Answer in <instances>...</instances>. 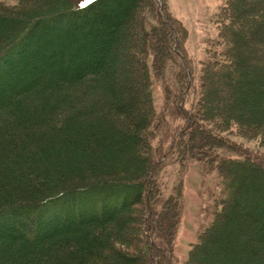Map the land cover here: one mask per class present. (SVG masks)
Returning a JSON list of instances; mask_svg holds the SVG:
<instances>
[{
	"label": "trees",
	"instance_id": "trees-1",
	"mask_svg": "<svg viewBox=\"0 0 264 264\" xmlns=\"http://www.w3.org/2000/svg\"><path fill=\"white\" fill-rule=\"evenodd\" d=\"M56 1L21 0L27 8L52 6L42 13L28 8L32 15L24 17L0 5V264H163L164 245L153 262L152 243L133 254L129 242L150 199L151 173L162 163L147 128L154 115L150 74L167 102L177 104L186 89V73L176 65L180 49L172 48L180 27L161 19L164 34L152 31L147 51L136 32L124 30L133 22L145 30V0ZM256 3L264 8V0ZM225 4L231 21L241 15L232 0ZM227 26L218 32V57L202 62L189 119L178 112L182 132L192 130L178 145L173 140L178 155L225 149L224 133L264 137L247 127L264 119V109L245 108L264 103V50L254 56L247 41L264 30H240L238 38ZM125 40L141 58L123 52ZM169 62L180 70L177 85L165 82ZM226 153L209 160L226 198L185 264H264V162ZM106 172L118 177L104 182Z\"/></svg>",
	"mask_w": 264,
	"mask_h": 264
},
{
	"label": "rangeland",
	"instance_id": "rangeland-1",
	"mask_svg": "<svg viewBox=\"0 0 264 264\" xmlns=\"http://www.w3.org/2000/svg\"><path fill=\"white\" fill-rule=\"evenodd\" d=\"M62 1L71 2V0ZM82 1L79 5L86 3L87 0ZM232 1L235 8L240 6L241 9V15H237L233 21H231L227 13L229 5L226 9L225 0H145L144 6L140 8V18L145 24V30H137L134 22L126 24L124 28L128 34L136 32L141 41V48L146 50H150L149 47L151 48L152 45V31H155L156 34L160 32V36L164 34L162 30H165L166 27L162 26L161 19L168 16L175 22V26L177 25L181 29L176 32L177 37L173 40L172 45L174 51L180 49V51H177L179 55L176 65L179 64L182 71L186 73V89L182 92L180 101L177 104L167 102L163 95L162 84L154 82L152 74H150L154 115L147 128L152 151L156 152L157 148L159 149V153H156V155L161 158L162 163L157 165L158 167L151 173L153 176L150 184L151 190H148L150 199L148 202L145 200L140 220L135 225L139 233H136L137 237L129 242L133 249L131 250L133 254H136L137 252L135 253V251L140 250L142 246L147 248L148 242L152 243L153 251L155 247V252H157L151 258L149 256L147 258L153 262L160 257L157 247L164 245L165 261L163 264H185L188 251L198 241V237L209 227L215 214L220 211L222 201L226 198V191L221 187V181L216 175L217 169L214 167L216 165L213 166L210 163L213 157L220 158L223 151L227 152V158L232 160L236 159V156H239V158L247 156L254 158L256 156L264 162L263 135L245 137L234 134H221L222 141L227 146L225 149L214 148L212 154L211 150L203 147L200 150L192 149L191 153L186 151L184 155H178L177 149L172 145L174 139L178 145L179 140L182 138V133L192 132V130L188 129V131L184 129L182 132L180 124L184 120L179 119L177 115L178 112L183 111L187 113L186 117L189 119V110L194 103L200 86L198 73L202 62L206 58H212V56L218 57L219 49L221 48L219 30H224L223 26L228 24L226 30H232V33L238 38L240 30H259L258 33L264 30V8L257 4L256 0ZM151 2L154 3L153 6ZM56 3H59V1L57 0ZM38 4L28 8L32 12L41 11L42 13V11L52 7L42 5V3ZM0 5L20 10L22 16L24 13H26L25 16L32 15V12H30L31 14L26 12L29 9L21 4V0H0ZM247 8L253 9L251 12L246 13L244 10ZM20 13L18 12V14ZM9 14V16L14 15L13 10ZM243 38L245 41L247 36L244 35ZM247 41L251 46V54L254 56L259 55L264 50V33L261 35L259 33L256 40L248 39ZM123 43L126 45V49L123 47V52L127 50L133 57L141 58L140 52L135 48L132 49L135 44L131 40H125ZM180 52L183 53L185 59H179L182 55ZM232 52L234 54L236 51ZM254 58L256 57L250 59V62L258 67V63ZM149 63L150 58L148 59V65ZM168 65L170 68L166 70L165 82L166 84L177 85L176 77L180 70L177 66H172L170 62ZM148 67L151 70L150 66ZM132 72L134 73L131 70ZM136 72L139 73L138 71ZM138 104L141 105L142 102L139 101ZM260 107L264 109V103L258 107L252 103H248L245 106L250 111L258 110ZM61 113L59 116L63 115ZM122 118H118L120 127L125 124V118ZM87 119H90V117L87 116L84 120ZM116 124L118 123L113 125L114 128L117 126ZM169 127L173 132L170 135L171 132L168 131L169 136L164 139L161 133ZM247 127L251 128L255 133L264 134V119L258 120L257 123H249ZM122 134L125 136V133L122 132ZM182 143L189 144L188 138L183 136ZM108 170L112 169L109 168ZM106 173L108 174L103 177L107 181L104 182H109L108 180L111 178L115 179L118 177V173ZM90 181L93 182L94 180ZM93 187H97V185ZM168 228L172 233L169 243L165 242L167 238L165 235H168L169 232L166 230ZM130 246H128V249L131 248ZM166 248L170 251L169 255H166ZM154 264H159V260L158 263Z\"/></svg>",
	"mask_w": 264,
	"mask_h": 264
}]
</instances>
